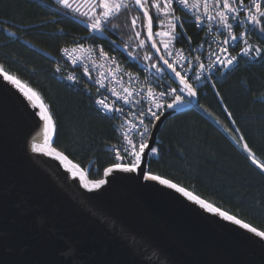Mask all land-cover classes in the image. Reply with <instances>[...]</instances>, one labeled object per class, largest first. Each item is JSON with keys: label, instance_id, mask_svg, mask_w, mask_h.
<instances>
[{"label": "trees", "instance_id": "obj_1", "mask_svg": "<svg viewBox=\"0 0 264 264\" xmlns=\"http://www.w3.org/2000/svg\"><path fill=\"white\" fill-rule=\"evenodd\" d=\"M64 12L56 0H0V66L39 93L56 124L53 147L94 181L101 179L104 168L114 162L106 148L118 142L116 122L95 109L94 85L77 70L73 69L80 79L76 86L59 82L53 75L54 67H68L60 50L89 32L85 31L84 18L71 13L63 16ZM114 22L124 25L126 20L122 15ZM185 29L194 44L200 33L191 22ZM96 36L91 38L93 43L118 55L128 69L138 71L119 48L126 46L132 51L128 27L115 33L106 31L107 39ZM110 41L118 45L115 50H110ZM251 42L256 43L254 37ZM261 97L262 63L240 61L224 76L213 75V80L198 90L196 107L165 119L156 142L162 145L160 156L150 166L159 177L257 230H264V171L252 163L243 146L247 143L257 163L264 165Z\"/></svg>", "mask_w": 264, "mask_h": 264}, {"label": "water", "instance_id": "obj_2", "mask_svg": "<svg viewBox=\"0 0 264 264\" xmlns=\"http://www.w3.org/2000/svg\"><path fill=\"white\" fill-rule=\"evenodd\" d=\"M3 73L0 260L5 264H48L69 242L96 264H156L157 259L160 264H264V248L253 243L258 237L158 181L125 180L90 192L83 184L91 180L77 164L34 152V144L46 147L43 122L31 115L38 110L20 91L29 87L9 83ZM197 102L191 97L169 111L175 115ZM162 124L153 130L156 142ZM73 165L76 178L66 170Z\"/></svg>", "mask_w": 264, "mask_h": 264}, {"label": "snow or ice", "instance_id": "obj_3", "mask_svg": "<svg viewBox=\"0 0 264 264\" xmlns=\"http://www.w3.org/2000/svg\"><path fill=\"white\" fill-rule=\"evenodd\" d=\"M57 3L65 10L63 16H68L71 13L84 18L87 21L85 31H89L93 38H97L96 34H99V37L107 39L104 36L106 31L115 33L121 27H128L132 32L130 39L137 41L136 47L146 49L143 59L149 61L150 64L145 66V70L150 67L154 69V74L158 79L167 75L168 79L177 84L176 87L159 92L153 87H147L146 90L141 87L137 91H133L130 87H121L120 92L114 88H107L115 96L116 101L122 103L117 105L114 101L110 105L107 102L108 97L105 96L103 99L97 100L96 104L105 113H116L128 117L127 126L120 125L121 142L118 146H111L114 162L104 168L103 176L105 178L84 183L83 187L91 192L125 180L158 181L160 185L174 189L201 208L217 213L223 219L254 234L259 240H253V243H260L261 248H264V230H257L247 223H242L234 216L220 212L183 187H178L167 179H161L150 168L153 160L159 158L162 147L156 143L153 130L173 114L169 110L186 104L188 102L186 98L197 97L198 90L193 85V80L212 81L215 72H220L221 76H224L227 72L234 70L242 58L248 62L264 65V0H88V7L83 11L81 10L82 0H57ZM122 15L125 17L126 23L124 25L115 23L114 21L119 20ZM188 22H191L198 33H206L211 36V40L205 39L193 47L192 38L188 36L185 29ZM158 37H167V40L157 39ZM217 37L221 39H217ZM253 37L256 40L255 44L249 42ZM178 42H185L187 49L177 48ZM109 44L110 50H115L118 47L115 41H110ZM213 44H216L215 48L212 47ZM77 47L84 50L83 44H79ZM236 48H239L240 51L233 55L232 51ZM67 51L64 49L65 53ZM87 51L89 53L97 51L99 59L105 62L110 60L112 65H115L116 68L119 67L118 62L108 51H105L104 47L101 46L98 50L89 48ZM125 51L128 58L133 61L137 60L132 51L127 49ZM86 59L87 57L74 59L73 63L83 65V74L91 79L90 70L84 64ZM92 63L97 69L105 66L97 65L94 60ZM56 71H60L59 67ZM0 72H3L2 66H0ZM123 74L127 75L129 84L139 79L138 76H133L132 72ZM103 75L106 76V74ZM3 78L13 85H20L19 79L6 72L3 73ZM76 79L74 75L67 76L69 81H76ZM95 82L106 88V85L100 80ZM115 83L123 85L124 81L121 75H117ZM211 86L215 88V83H212ZM20 91L29 101L30 106L38 110L33 111L31 115L34 118L38 117L39 121L43 122L46 147L34 144L32 150L53 157L63 164L68 160V157L52 146L57 129L49 106L44 103L39 93L31 88H28L27 91L20 88ZM145 99L147 100L146 108L143 106ZM260 102L264 103V97L260 98ZM124 105L129 106L127 113ZM136 105H141L139 111H135ZM229 117H231V113H229ZM239 139L243 140L244 138L240 136ZM243 150L248 154V157H251L252 163L264 171V165L257 163L247 143H244ZM76 167L73 165L72 168L66 169L73 178H76L77 175ZM81 178H83V173H81ZM0 264H5V262L0 260ZM48 264H96V262L83 259L81 249L69 242L58 250L57 258L49 261ZM156 264H160L159 259Z\"/></svg>", "mask_w": 264, "mask_h": 264}, {"label": "built area", "instance_id": "obj_4", "mask_svg": "<svg viewBox=\"0 0 264 264\" xmlns=\"http://www.w3.org/2000/svg\"><path fill=\"white\" fill-rule=\"evenodd\" d=\"M96 35H99V34H96ZM91 38H92V35L90 34V32H88L87 35L82 36L79 39V41L76 42L75 44H71V45L63 47L60 50L59 54H60L61 59L67 64L68 67H61V66L54 67L53 68V75H54L55 79L59 82H63V83L70 85V86H76L79 84L80 79H79V75L77 74V72L73 71V69H75L82 76H84V78H86L88 81H90L94 85V88H95L94 107L101 115H103L109 119L115 120L116 123H115L114 129H115L117 137H118V142L115 145L118 146L121 142V131L122 130L120 129V125L125 124V126H127L128 117L120 116L119 114H116V113H111V114L105 113L103 110L100 109V106L98 104H96L97 100L103 99L105 96L108 97L107 102L110 105L114 101H116L115 96H113L111 94V92H109L107 90V88H114L117 92H120L121 87H130L133 91H137L141 87H143L145 90L147 89V87H153L157 92H159V91L167 90V89H170V88H173L176 86L173 85V83L167 78L166 75L162 79H158L157 76L154 74V69H151L149 67L147 70H145V66L149 65V61L144 60L143 56L142 57L140 56L141 58L137 59L136 61H133L132 59L128 58L129 62L136 64V66L138 67V71H133V70L128 69L127 68V62L122 61L119 58V56L116 54L109 53L118 62V65H119L118 68H116L115 65H112L110 60L105 62L104 60L99 59L97 51H94L92 53H89L87 51V49H89V48H93V49L98 50V48L101 47L100 44L93 43L91 41ZM157 39H161V40L166 41L167 37H158ZM205 39L211 40V36L207 35L206 33H200L198 40L194 44H192V46L196 47L200 42H202ZM217 39H221V38L217 37ZM249 42L252 43L251 39ZM79 44H83L84 50H81L80 48L77 47V45H79ZM176 47L177 48L184 47L185 49H187V45L182 44V42H178L176 44ZM212 47L215 48L216 44H213ZM205 48H207V45H205ZM64 49L68 50L67 53L64 52ZM74 49H75V51H73ZM121 51L125 54V52L123 50H121ZM239 51H240V49L236 48L235 50L232 51V54L236 55ZM85 57H87V59L84 60V64L87 65V67L90 70V75L92 77L91 79H89L88 76H85L83 74L84 73V66L83 65H77V64L73 63L74 59H83ZM93 60L96 62L97 65L103 64L105 66L97 69L93 66V63H92ZM240 61L248 62L244 58H242ZM248 63H252V62H248ZM58 67L60 69L59 72L56 71V69ZM110 69H113V70H110ZM127 72H132L133 76H138L139 79L134 80L131 82V84H129L127 75L123 74V73H127ZM103 74H106V76H104ZM216 74L221 75L220 72H215L213 75H216ZM69 75L76 76V78H77L76 81L67 80V76H69ZM117 75L122 76V79L124 81L123 85L115 83ZM97 80H100L101 83L105 84L106 88L101 87L99 83H96L95 81H97ZM207 82L208 81H204V80H201V81L193 80L192 81L193 85L197 88V90L202 89L203 85L206 84ZM121 94H123V93H121ZM144 95L146 97V91H145ZM186 100L189 102V98H186ZM116 103H117V105H120L122 102L116 101ZM186 104H184V105H186ZM143 106L145 108L147 106V100L146 99L144 101ZM181 106H183V105H181ZM181 106H178V107H181ZM140 107H141V105H136L135 111H139ZM124 108H125V112L127 113L129 106L124 105ZM116 116H118L119 118H113ZM106 149L111 153V155L113 157V153L110 150L111 146L107 147ZM113 161H114V157H113Z\"/></svg>", "mask_w": 264, "mask_h": 264}, {"label": "rangeland", "instance_id": "obj_5", "mask_svg": "<svg viewBox=\"0 0 264 264\" xmlns=\"http://www.w3.org/2000/svg\"><path fill=\"white\" fill-rule=\"evenodd\" d=\"M57 1V0H56ZM88 7V0H82V3H81V10L83 11L85 8ZM74 15V14H73ZM136 44H137V41L135 39H132V43H131V46H132V53L136 56V55H140L141 57L143 56L144 57V52L145 50L144 49H138L136 47ZM120 50H123L125 53V49L129 50L128 47L126 46H119Z\"/></svg>", "mask_w": 264, "mask_h": 264}]
</instances>
